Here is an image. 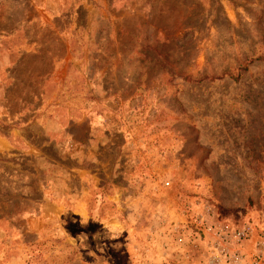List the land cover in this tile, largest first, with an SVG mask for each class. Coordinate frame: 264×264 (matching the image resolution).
Masks as SVG:
<instances>
[{
  "label": "rangeland",
  "instance_id": "374dc122",
  "mask_svg": "<svg viewBox=\"0 0 264 264\" xmlns=\"http://www.w3.org/2000/svg\"><path fill=\"white\" fill-rule=\"evenodd\" d=\"M262 234L264 0H0V264H228Z\"/></svg>",
  "mask_w": 264,
  "mask_h": 264
},
{
  "label": "built area",
  "instance_id": "2783aa9c",
  "mask_svg": "<svg viewBox=\"0 0 264 264\" xmlns=\"http://www.w3.org/2000/svg\"><path fill=\"white\" fill-rule=\"evenodd\" d=\"M164 186L167 187L168 183L165 182ZM251 232H252L251 229L245 226L242 229L238 230L237 232L233 233L229 237V240H228V237H226L225 235H220L219 241L221 244H223L224 240L230 241V238H232L233 239L232 242H234L235 245H239L240 242L245 241L246 239L250 237ZM260 239H261L260 245L263 246L264 245V234L261 235ZM223 248L224 247L219 248L218 250L219 255L216 256V260L221 256L223 258L226 257L223 262L225 263L227 262L228 264H264V258L262 257V254L259 251L254 254H243L241 253L239 248H235L233 249L231 253H228ZM216 263L213 262V264H216Z\"/></svg>",
  "mask_w": 264,
  "mask_h": 264
}]
</instances>
